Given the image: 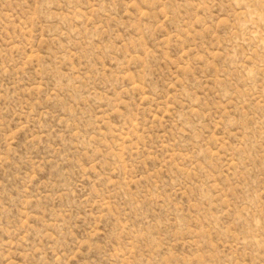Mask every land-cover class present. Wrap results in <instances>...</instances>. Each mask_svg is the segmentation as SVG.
Segmentation results:
<instances>
[{"label":"rangeland","instance_id":"1","mask_svg":"<svg viewBox=\"0 0 264 264\" xmlns=\"http://www.w3.org/2000/svg\"><path fill=\"white\" fill-rule=\"evenodd\" d=\"M0 264H264V0H0Z\"/></svg>","mask_w":264,"mask_h":264}]
</instances>
